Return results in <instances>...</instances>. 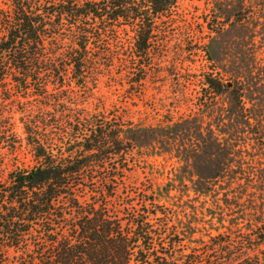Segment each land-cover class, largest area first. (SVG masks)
Returning a JSON list of instances; mask_svg holds the SVG:
<instances>
[{"label": "trees", "instance_id": "trees-1", "mask_svg": "<svg viewBox=\"0 0 264 264\" xmlns=\"http://www.w3.org/2000/svg\"><path fill=\"white\" fill-rule=\"evenodd\" d=\"M7 1L0 88L39 108L21 118L36 166L7 173L0 156V264H264V64L253 59L250 83L243 67L234 82L204 78L207 100L229 96L217 111L206 100L201 117L146 127L92 110L90 83L126 67L114 44L129 19L141 23L144 63L133 64L152 70L155 34L176 0ZM6 114L0 107V143L11 137L15 152ZM165 144L180 147L169 182L124 201L120 183L150 157L148 145ZM177 191L195 205L176 204Z\"/></svg>", "mask_w": 264, "mask_h": 264}, {"label": "rangeland", "instance_id": "rangeland-1", "mask_svg": "<svg viewBox=\"0 0 264 264\" xmlns=\"http://www.w3.org/2000/svg\"><path fill=\"white\" fill-rule=\"evenodd\" d=\"M175 6L172 19L159 26L162 34H155L158 41L154 40L151 56L156 59V65L150 71L144 72L133 64L144 63L135 50L136 31L141 23L128 20L121 43L114 44V49L117 48L121 58L126 60V67L120 70L117 64L109 71L104 69L94 75L90 83L93 95L89 107L92 110L100 106L108 111L116 110L146 127L164 126L169 121L181 122L203 116L207 100L203 81L209 75L230 83L243 67L241 82H251L249 73L253 59L264 64V0H176ZM2 9H10L7 0H0ZM140 78L143 80L139 85L134 83ZM9 95V91L0 88V107L12 117L10 124H14L13 132L20 143L15 152L11 151L9 137L7 143H0V156L7 164V173L16 168L29 171L36 162L21 118L25 109L33 106L38 110L39 104L33 98L19 96L9 100ZM227 97V93L212 96L206 103L214 105L217 111ZM27 101L31 104H26ZM179 148L169 144L153 148L148 145L145 151L150 156L146 157L148 163L141 161L140 167L132 169L127 179L120 183L123 200H138L150 189L168 183L172 172L180 166L175 157V150ZM173 196L177 197L176 204L183 199L195 205L178 191ZM214 230H219L218 225H214ZM212 232L218 234V231Z\"/></svg>", "mask_w": 264, "mask_h": 264}]
</instances>
